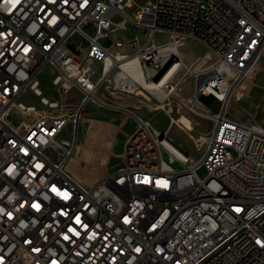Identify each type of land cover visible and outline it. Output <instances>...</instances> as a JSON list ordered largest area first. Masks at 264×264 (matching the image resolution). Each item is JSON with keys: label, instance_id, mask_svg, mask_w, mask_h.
<instances>
[{"label": "built area", "instance_id": "built-area-1", "mask_svg": "<svg viewBox=\"0 0 264 264\" xmlns=\"http://www.w3.org/2000/svg\"><path fill=\"white\" fill-rule=\"evenodd\" d=\"M129 29V40L116 34ZM187 37L214 59L184 64L155 95L175 93L189 73L193 101L221 102L219 111H197L212 120L197 139L198 169L179 173V157L162 152L164 141L179 143L141 118L122 162L92 184L79 180L69 168L79 116L44 93L45 67L60 90L78 77L87 94L83 75L102 87L137 60L124 80L146 91L148 70L186 56L178 46ZM261 63L264 0H0V264H264V127L228 111ZM27 92L44 108L23 102ZM131 143L153 148L143 170H128ZM112 173L120 184L109 183Z\"/></svg>", "mask_w": 264, "mask_h": 264}, {"label": "rangeland", "instance_id": "rangeland-1", "mask_svg": "<svg viewBox=\"0 0 264 264\" xmlns=\"http://www.w3.org/2000/svg\"><path fill=\"white\" fill-rule=\"evenodd\" d=\"M134 1L143 4L148 0ZM126 9L132 12L135 6ZM116 34L126 40L133 36L130 29ZM155 38L163 40L165 35L157 34ZM72 40L78 43L81 38L75 37ZM200 42L203 44L191 38L181 46L186 55V64L196 61L200 65L214 59L212 51L207 52L206 44ZM52 76L53 68L48 65L40 77L44 93L50 98L60 99L65 111L78 113L82 105L80 91L75 88L60 90L52 83ZM118 88L114 87L113 82H106L98 93L102 101L86 102L80 110L78 120L74 122L77 153L71 161L79 180L90 184L122 162L125 141L138 122L135 115L150 121L158 129L168 131L169 136L181 144L192 158L200 157L201 148L197 139L211 130L212 120L201 116L197 111H205V108L219 111L222 105L213 95H202L200 102L193 101L191 74L183 77L180 88L175 93L165 96L153 95L148 90L128 92ZM21 100L26 104H34L37 108H44L39 96L33 92H27ZM228 111L239 120L258 123L264 127V63L255 69L247 91L234 98ZM71 128L73 129V125Z\"/></svg>", "mask_w": 264, "mask_h": 264}, {"label": "bare ground", "instance_id": "bare-ground-1", "mask_svg": "<svg viewBox=\"0 0 264 264\" xmlns=\"http://www.w3.org/2000/svg\"><path fill=\"white\" fill-rule=\"evenodd\" d=\"M178 55H185L181 50V46H178ZM185 56H173L169 57L168 62L161 63L160 69L148 70V75L143 78V87L148 90L151 94L155 95L156 93L161 92L162 89H171L172 81L179 79L180 72L184 68ZM137 60L126 62L123 64L125 70H130L131 72L137 74ZM125 70H118L115 75L108 81L113 82L114 87L118 86L120 90L134 92L136 85L132 82H126ZM123 79V82L121 80ZM82 85H87V94L97 95L102 87H99L97 80H91V75H83ZM78 87V77H70L67 81V88L73 89ZM87 94H82V103L83 101L87 102ZM169 93H161V96L168 95ZM99 96V95H98ZM96 101H102L97 99ZM200 102V100H199ZM207 112L206 108L204 109ZM135 118L140 121L142 117L135 115ZM143 119V118H142ZM145 120V119H144ZM149 122L152 126L153 124ZM160 133L163 134V139H170L168 131H164L156 128ZM172 139V138H171ZM162 152L164 158L179 157V173H186L191 170L198 169L200 157L194 159L191 157V154L188 151H185L179 144H172L171 140L164 141L162 143ZM147 155H153V148H143L142 143H131L130 145V157L135 158L134 162H128V170H143V160L147 158ZM122 181L121 173H112L109 176L110 184H120ZM149 182H157V172H150L148 174Z\"/></svg>", "mask_w": 264, "mask_h": 264}, {"label": "crops", "instance_id": "crops-1", "mask_svg": "<svg viewBox=\"0 0 264 264\" xmlns=\"http://www.w3.org/2000/svg\"><path fill=\"white\" fill-rule=\"evenodd\" d=\"M194 39L196 42H198V43H201L200 41H198L196 38H193V37H187L186 38V40L185 41H187L188 39ZM201 44H203V43H201ZM205 45V44H204ZM205 47H206V49H207V52H211V49L207 46V45H205ZM211 62V60H208V62H206L205 64H200V65H198V67H201V66H205V65H207V64H209ZM119 164V163H118ZM69 168H70V170L74 173V170H73V167H72V161H70L69 162ZM110 171V170H109ZM75 174V173H74ZM104 175V174H103ZM101 177V176H100ZM99 177V178H100ZM98 178V179H99ZM97 179V180H98ZM96 180V181H97ZM95 182V181H94ZM94 182H92V183H94ZM92 183H90V184H92Z\"/></svg>", "mask_w": 264, "mask_h": 264}, {"label": "water", "instance_id": "water-1", "mask_svg": "<svg viewBox=\"0 0 264 264\" xmlns=\"http://www.w3.org/2000/svg\"><path fill=\"white\" fill-rule=\"evenodd\" d=\"M86 103V101H83V103H82V105H81V107H80V109H79V112H78V116H79V114H80V110L82 109V107H83V105Z\"/></svg>", "mask_w": 264, "mask_h": 264}]
</instances>
